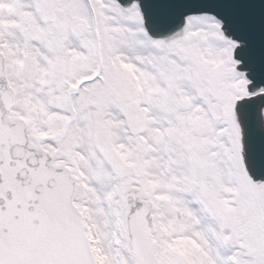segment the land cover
<instances>
[{"label": "snow or ice", "instance_id": "1", "mask_svg": "<svg viewBox=\"0 0 264 264\" xmlns=\"http://www.w3.org/2000/svg\"><path fill=\"white\" fill-rule=\"evenodd\" d=\"M0 264H264V0H0Z\"/></svg>", "mask_w": 264, "mask_h": 264}]
</instances>
